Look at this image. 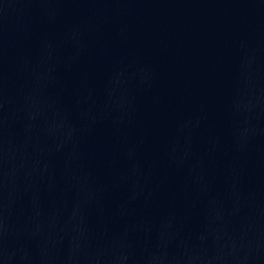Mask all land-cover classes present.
Here are the masks:
<instances>
[{
  "label": "water",
  "instance_id": "95a60500",
  "mask_svg": "<svg viewBox=\"0 0 264 264\" xmlns=\"http://www.w3.org/2000/svg\"><path fill=\"white\" fill-rule=\"evenodd\" d=\"M0 264H264V0H0Z\"/></svg>",
  "mask_w": 264,
  "mask_h": 264
}]
</instances>
